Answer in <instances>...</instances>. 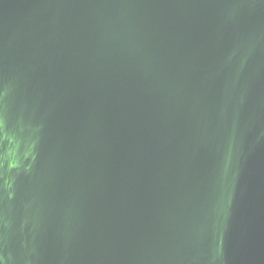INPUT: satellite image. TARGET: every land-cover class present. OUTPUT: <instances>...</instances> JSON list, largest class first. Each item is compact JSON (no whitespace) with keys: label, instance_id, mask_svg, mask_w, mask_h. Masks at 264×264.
I'll use <instances>...</instances> for the list:
<instances>
[{"label":"water","instance_id":"water-1","mask_svg":"<svg viewBox=\"0 0 264 264\" xmlns=\"http://www.w3.org/2000/svg\"><path fill=\"white\" fill-rule=\"evenodd\" d=\"M0 264H264V0H0Z\"/></svg>","mask_w":264,"mask_h":264}]
</instances>
